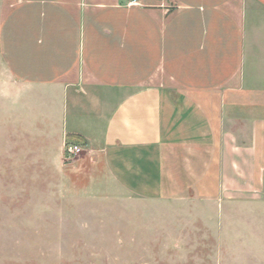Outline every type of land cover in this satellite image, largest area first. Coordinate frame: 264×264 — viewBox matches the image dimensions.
<instances>
[{
  "label": "crops",
  "instance_id": "0c3cea01",
  "mask_svg": "<svg viewBox=\"0 0 264 264\" xmlns=\"http://www.w3.org/2000/svg\"><path fill=\"white\" fill-rule=\"evenodd\" d=\"M2 2L3 62L83 149L61 154L80 190L216 201L262 188L264 0Z\"/></svg>",
  "mask_w": 264,
  "mask_h": 264
},
{
  "label": "rangeland",
  "instance_id": "374dc122",
  "mask_svg": "<svg viewBox=\"0 0 264 264\" xmlns=\"http://www.w3.org/2000/svg\"><path fill=\"white\" fill-rule=\"evenodd\" d=\"M43 95L0 53V264H264V185L216 201L82 191Z\"/></svg>",
  "mask_w": 264,
  "mask_h": 264
},
{
  "label": "built area",
  "instance_id": "2783aa9c",
  "mask_svg": "<svg viewBox=\"0 0 264 264\" xmlns=\"http://www.w3.org/2000/svg\"><path fill=\"white\" fill-rule=\"evenodd\" d=\"M67 151L70 155H78L83 152V149L78 145H71L67 148Z\"/></svg>",
  "mask_w": 264,
  "mask_h": 264
},
{
  "label": "trees",
  "instance_id": "16d2710c",
  "mask_svg": "<svg viewBox=\"0 0 264 264\" xmlns=\"http://www.w3.org/2000/svg\"><path fill=\"white\" fill-rule=\"evenodd\" d=\"M76 137V139H78L79 141H82V138L81 137H79V136H75Z\"/></svg>",
  "mask_w": 264,
  "mask_h": 264
}]
</instances>
